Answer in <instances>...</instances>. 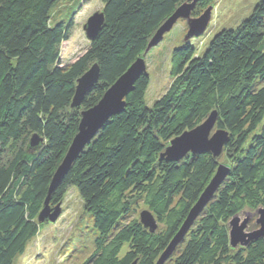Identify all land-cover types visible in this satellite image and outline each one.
I'll list each match as a JSON object with an SVG mask.
<instances>
[{
    "label": "trees",
    "instance_id": "1",
    "mask_svg": "<svg viewBox=\"0 0 264 264\" xmlns=\"http://www.w3.org/2000/svg\"><path fill=\"white\" fill-rule=\"evenodd\" d=\"M187 1L99 0L100 32L82 56L63 66L61 46L82 0H0V264L24 255L48 222L46 205L55 210L70 189L95 236L82 264H156L219 165L229 173L177 246L173 264H264V239L233 249L228 227L234 216L264 208V0L236 29L207 41L201 55L190 43L173 49L171 84L152 105L146 102L150 79L142 75L123 111L84 147L48 197L82 113L98 104ZM210 1L200 0L192 16ZM60 5L63 11L75 7L57 19ZM94 65L98 82L72 107L77 80ZM211 113L214 129L228 134L224 164L210 153L180 161L161 157L173 139ZM34 135L42 141L37 150L29 148ZM140 205L157 222L153 233L131 218Z\"/></svg>",
    "mask_w": 264,
    "mask_h": 264
},
{
    "label": "water",
    "instance_id": "2",
    "mask_svg": "<svg viewBox=\"0 0 264 264\" xmlns=\"http://www.w3.org/2000/svg\"><path fill=\"white\" fill-rule=\"evenodd\" d=\"M199 1L200 0H189L179 6L173 15L157 30L150 40L143 56L137 59L105 92L97 105L82 113L79 132L74 137L65 157L52 178L48 197H50L56 186L65 178L73 162L80 155L84 147L97 135L99 130L110 120V118L123 111L124 98L130 91H132L135 82L142 75L146 74V54L162 41L164 35L170 32L176 22L178 20L186 21L188 30L184 37L185 41L197 38L206 31L208 22L210 21V10L207 9L199 17H192V12ZM103 22L104 18L102 13H95L88 18L83 26V31L89 43L97 37ZM98 79L99 69L94 65L77 80L72 107H79L81 105L85 95L98 82ZM216 118V114L211 113L201 125L173 139L161 157L165 158L166 161H180L189 154L199 155L210 153L213 158H219L222 155L224 145L228 141V134L224 131L216 130L210 138L211 131L215 126ZM41 142L42 141L34 135L29 142V148L31 150H36ZM228 173L229 168L225 165H219L217 167L216 173L210 183L200 195L196 204L191 208L181 228L164 252L160 255L156 264H165L171 258L177 246L183 241L187 232L201 216L208 203L213 199ZM47 199L49 200V198ZM58 214L59 212L57 211L53 215H50L49 207L46 205L42 217H47L48 220L53 222L58 218ZM257 214L258 219L256 220V225L259 226V228L252 232H246V223L244 222L243 224H240L237 216H234L231 219L228 223L231 248H245L251 242L264 239V208H259ZM139 222L150 233H153L157 229L156 220L147 210L141 212Z\"/></svg>",
    "mask_w": 264,
    "mask_h": 264
},
{
    "label": "rangeland",
    "instance_id": "3",
    "mask_svg": "<svg viewBox=\"0 0 264 264\" xmlns=\"http://www.w3.org/2000/svg\"><path fill=\"white\" fill-rule=\"evenodd\" d=\"M259 1L211 0L201 8V12L197 16L202 15L207 9L210 10V21L206 31L189 41L184 40L188 30L186 21L178 20L170 32L164 35L162 41L145 58L146 74L150 79L146 93L147 104L152 105L171 84L170 56L173 49L190 43L201 55L207 41L209 43L217 33L224 29H236L249 17ZM62 5L58 7V13L55 16L57 19L61 16L62 18L69 16L75 7L63 11L64 6ZM101 8L99 0H82L79 9L75 10L73 32L69 40L61 46L63 66L73 63L88 49L89 42L85 37L83 26L88 18L99 13ZM215 131V129L211 131L210 138ZM218 160L224 164L222 156ZM49 210L52 211L50 215L58 211V218L53 222L48 220L43 223L38 235L30 241L24 255L16 258L15 264H82L93 251L95 236L91 229V218L83 211L82 203L73 189L67 192L60 206H57L55 210L50 208ZM145 210V207L140 205L131 218L140 220V214ZM237 218L240 224L246 223V232H252L259 228L256 225L257 210L244 211L238 214ZM161 227L158 226V230ZM174 254L175 252L165 264H173L176 255Z\"/></svg>",
    "mask_w": 264,
    "mask_h": 264
}]
</instances>
